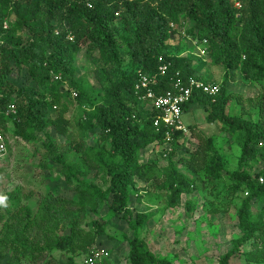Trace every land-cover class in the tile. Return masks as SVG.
Segmentation results:
<instances>
[{
    "label": "trees",
    "instance_id": "obj_1",
    "mask_svg": "<svg viewBox=\"0 0 264 264\" xmlns=\"http://www.w3.org/2000/svg\"><path fill=\"white\" fill-rule=\"evenodd\" d=\"M172 23L185 27V36L203 45L209 63L224 69L218 94L210 97L194 91L183 112L196 104L207 113V124L216 122L240 138L236 168L230 171L214 137L189 128L198 144L184 158L187 172L204 185L217 183L224 172L233 183V198L237 190L247 193L237 208L240 235L217 263L233 264L243 255L245 264H264V204L257 213L252 209L264 200V185L257 180L264 168L255 175L249 170L251 159L264 157V149L258 147L264 141V95L251 107L250 118L226 112L233 95L228 87L231 71L239 70L254 83L264 82V0H0V122L11 121L13 135L22 142L38 141L42 168L50 167L49 159L77 196L74 200L47 192L37 199L36 213L26 205L10 211L0 236V249L7 256L4 264H84L74 257L61 262L60 256L81 253L85 258L98 248L94 244L103 222L84 225L89 212L102 205L121 215L132 231L131 238L123 235L130 264H171L156 257L138 236L153 213L135 211L130 197L135 192L136 201L142 202L154 187L167 194V207H174L181 195L197 188L196 180L173 164L176 143L184 141L180 131H174V150L165 154L164 168L157 161H139L148 145L164 142L166 130L162 124L154 125L158 112L146 109L148 101L135 93L138 73L157 74L160 64H168L167 75L159 76L154 86L157 95L171 88L176 73L184 82L190 77L211 82L197 75L204 64L195 66V56L171 50ZM80 51L91 61L102 86L99 104L75 80L74 54ZM14 70L18 76L25 74L19 84L10 78ZM72 92L77 93L75 98ZM9 101L16 104L17 120L5 115ZM71 102L79 107L74 122L65 117ZM51 107H59L54 117ZM256 107L259 116L253 119ZM73 124L76 137L60 143L52 140L50 126L67 135ZM88 132L97 136V144L87 143ZM138 181L146 186L136 189ZM16 197L18 191L6 195L8 200ZM185 208L192 214L194 205L187 201ZM106 258L99 264H112Z\"/></svg>",
    "mask_w": 264,
    "mask_h": 264
},
{
    "label": "rangeland",
    "instance_id": "obj_2",
    "mask_svg": "<svg viewBox=\"0 0 264 264\" xmlns=\"http://www.w3.org/2000/svg\"><path fill=\"white\" fill-rule=\"evenodd\" d=\"M170 27L175 31L174 40H170L172 43L171 50L177 54L195 56L197 59L193 63L195 66L198 67L200 63L204 64L197 75L200 77L206 76L209 81L220 84L223 80L224 69L209 63L204 49H202L204 48L203 45H197L193 40L187 38L185 27L181 28L174 23L170 24ZM123 58L124 66H126L128 61L125 57ZM73 64L75 80L87 91L88 96L94 103H101L104 97L102 86L95 79L94 67L84 51L74 54ZM202 72H205L206 75H203ZM231 72L233 73L228 79V87L233 95L226 112L231 116L250 118L251 107L256 106L261 96L264 95V82L261 84L254 83L236 69ZM21 75L18 76L17 71L14 70L10 78L14 83L19 84L23 81L25 74L22 73ZM55 75L53 74V76ZM62 101H65V98ZM74 102L70 103L65 114V117L73 122V118L79 114L77 110L79 107ZM144 105L146 109L151 108L149 102ZM58 110L59 107H51L50 116L54 117ZM258 116V108L256 107L253 109L252 118L256 119ZM206 117L207 113L196 104L189 105L183 112L181 120L187 129V133L184 135V137L186 136L185 140L183 138L184 141H180V139L176 143L178 146L175 147L176 154L173 158V164H177L179 170L187 172L184 158L188 157L198 144L196 137H194L195 134H192V131L187 128L193 125V127L196 126V134L197 131L202 129L204 135L214 137V146L226 161L227 169L234 171L240 152L239 135L223 131L216 122L210 125L207 124L205 122ZM48 131L55 143L66 142L70 138L76 137L77 133L74 124L69 128L67 135L58 134L52 126L48 128ZM0 133L3 134V141L6 146V153L0 157L1 236L2 222L10 211H15L26 205L36 213L37 199L45 196L47 192L74 200L77 199V196L64 181L59 167L53 165L49 159L46 163L50 167L42 168V149L38 141L25 143L17 139L13 135V123L11 121L1 122ZM86 141L88 144L94 145L97 144L98 138L88 132ZM164 146L173 149L172 143L169 147L164 145V142L151 143L142 151L139 161L147 164L157 161L158 165L164 168L167 164V155L165 154L171 152V150H165ZM250 161L249 170L251 175H255L264 168V157L256 156ZM222 175L217 183L209 182L204 185L201 178L190 174L189 176L196 180L197 188L192 193L181 195L174 207H167V194L157 191L154 187L149 189L151 196L145 197V199L142 198V202H137V194L132 192L130 197L131 207L135 211H151L153 213L145 228L138 231L137 234L146 242L149 250L156 257L167 259L171 264H218L219 257L231 248L232 240L240 235L237 227L239 198L246 197L247 193L237 190L236 196L233 198L231 196L233 183L225 176L224 172ZM149 176L152 177V174L149 173ZM160 182L159 180L158 183ZM145 186V183L138 181L135 188L140 189ZM16 191H18V197L11 200L6 199L8 193ZM148 198L149 200L146 202ZM144 201L145 203H143ZM187 201H191L194 205L192 214L186 211L185 204ZM262 204H264V200L263 203H254L252 205L253 211L255 213L259 212L262 209ZM86 218V225H84L86 228H90L92 223L97 220H101L104 224L101 235L98 236L94 247L106 250L108 252L106 259L112 264H130L128 259L129 246L123 235L131 238L132 231L121 219V215L112 214L102 205L96 211H90ZM249 249L250 247L247 246L246 250ZM55 255L58 256L59 253H55ZM82 255L81 253H63L60 260L65 262L67 258L74 257L79 262L84 259ZM6 260L7 256L4 255V250L0 249V264H4ZM232 263L245 264V258L241 255L239 259H233ZM20 264L28 263L22 262Z\"/></svg>",
    "mask_w": 264,
    "mask_h": 264
},
{
    "label": "built area",
    "instance_id": "obj_3",
    "mask_svg": "<svg viewBox=\"0 0 264 264\" xmlns=\"http://www.w3.org/2000/svg\"><path fill=\"white\" fill-rule=\"evenodd\" d=\"M71 39V38H70ZM162 57L159 62H162ZM168 72V64L162 63L158 66V73H138L137 82L135 84V93L141 101H148L151 107L158 112V116L154 121V125L159 127L162 124L165 128L164 145L168 147L173 141L174 131L187 133L181 116L183 114V105L189 101L194 91H200L205 95L214 97L219 92V85L214 82H204L197 78L190 77L184 82L178 73L172 79V86L169 90L157 95L154 86L159 76H165ZM56 78H60L57 75ZM77 93L72 92V97H76ZM1 97V95H0ZM5 115L12 120H17V107L13 101H9L5 106ZM1 124V122H0ZM165 150L170 151V148ZM259 148L264 149V141H260ZM6 153V146L3 141V134L0 133V157ZM260 184L264 185V174L257 178ZM108 256V252L104 249L95 248L84 258V264H99L102 258Z\"/></svg>",
    "mask_w": 264,
    "mask_h": 264
},
{
    "label": "crops",
    "instance_id": "obj_4",
    "mask_svg": "<svg viewBox=\"0 0 264 264\" xmlns=\"http://www.w3.org/2000/svg\"><path fill=\"white\" fill-rule=\"evenodd\" d=\"M206 69L204 68V71H205ZM203 73V75L205 74L206 75V73L205 72H202ZM202 77V76H201ZM202 78H204V79H206L207 81H208V79L206 78V76H203ZM210 125V124H209ZM191 127H193V125L192 126H188L187 128H191ZM196 127V126H195ZM202 130V129H201ZM185 135V134H184ZM183 135V136H184ZM186 137V136H185ZM185 137H184V140H185Z\"/></svg>",
    "mask_w": 264,
    "mask_h": 264
}]
</instances>
